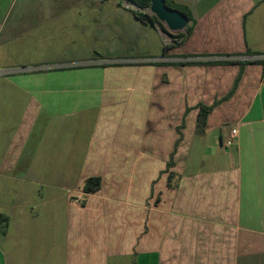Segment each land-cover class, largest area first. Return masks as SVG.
Instances as JSON below:
<instances>
[{
    "label": "crops",
    "instance_id": "obj_1",
    "mask_svg": "<svg viewBox=\"0 0 264 264\" xmlns=\"http://www.w3.org/2000/svg\"><path fill=\"white\" fill-rule=\"evenodd\" d=\"M87 1L0 0V264H264V0H174L184 40Z\"/></svg>",
    "mask_w": 264,
    "mask_h": 264
},
{
    "label": "trees",
    "instance_id": "obj_2",
    "mask_svg": "<svg viewBox=\"0 0 264 264\" xmlns=\"http://www.w3.org/2000/svg\"><path fill=\"white\" fill-rule=\"evenodd\" d=\"M131 2V4H133L134 6H136L138 9L142 10H137V9H130L132 11V13L134 14V16L139 19L141 22H143L144 24H148L151 26H155L156 24H159V22L157 21V19L150 15L149 13H146L145 10L149 9L150 7V3L151 0H129ZM166 5L171 8V9H175L180 11L181 13H183L186 17H188V19L190 21L193 22V14L191 12V10L185 6V5H181L176 3L174 0H165ZM193 31V26H188L185 29V33L181 34L179 33L178 38L179 39H186L188 36L191 35ZM182 42V40H181ZM181 42L176 41L175 44H180ZM174 45H164L163 46V52L165 53L166 50L172 48ZM247 55H253L256 56L258 55L256 52H252V51H247L246 52ZM252 62H238L237 64H240L242 66H244L245 64H249ZM253 63H261L264 65V60H257L254 61ZM241 72L239 73V75L237 76L234 86L232 88V90L229 92V94L221 99H217L215 100V102L212 105H205V104H198L195 109L198 110V119H197V126H196V133L201 135L205 132L206 127H207V119L209 114L212 112V110L217 107L218 105L222 104L223 102L228 101L232 95L234 94L235 89L237 88L240 80H241ZM174 166V161H173V155L171 156L170 162L167 164V170L169 171V169L171 167ZM174 174L170 173L169 177H173ZM102 185V179L100 177H90L88 179H86L85 181V185H84V193L85 194H90L93 192H96L98 190H100ZM9 224V218L8 216L0 213V225L3 226H7Z\"/></svg>",
    "mask_w": 264,
    "mask_h": 264
},
{
    "label": "rangeland",
    "instance_id": "obj_3",
    "mask_svg": "<svg viewBox=\"0 0 264 264\" xmlns=\"http://www.w3.org/2000/svg\"><path fill=\"white\" fill-rule=\"evenodd\" d=\"M100 2H101V0H100ZM102 3L103 4L99 5L98 0H92L91 2L87 1L84 4L82 9H83V11H115L116 8H118L119 11H130V9H136L133 6L127 5L126 0H111L108 3L107 2H102ZM137 10H140V9H137ZM140 11H142V10H140ZM112 25H113V23L110 22L109 27L111 28ZM159 25L162 26V29L164 30L163 24L159 22ZM156 30H157V34H156L157 36L154 37L155 34L154 33L152 34V32H151L150 37H151V40L153 42H155V46H156L155 48L158 49L160 47L161 48L160 52H161V50L163 51V46L165 45V40L162 36V33L159 31V29L157 28ZM151 45L152 44H150L149 46H151ZM149 46H147L146 42L141 41V43H139L137 48H138V50L143 51L144 49H146ZM153 46H154V44H153ZM128 48L129 47H127V50L129 51ZM14 68L18 69V67L4 66L2 71L8 72ZM26 68H30V67H26ZM5 74H7V73H5ZM8 74H10V73H8ZM5 117H6L5 115H0V134L2 133L1 136L4 139L10 135V133L12 132V128H13L14 123L17 122L16 117H12L9 120V123L7 124V122L4 121Z\"/></svg>",
    "mask_w": 264,
    "mask_h": 264
},
{
    "label": "water",
    "instance_id": "obj_4",
    "mask_svg": "<svg viewBox=\"0 0 264 264\" xmlns=\"http://www.w3.org/2000/svg\"><path fill=\"white\" fill-rule=\"evenodd\" d=\"M150 15L162 23L167 34H178L184 32L191 24L188 17L178 10L171 9L165 0H151L149 7Z\"/></svg>",
    "mask_w": 264,
    "mask_h": 264
},
{
    "label": "built area",
    "instance_id": "obj_5",
    "mask_svg": "<svg viewBox=\"0 0 264 264\" xmlns=\"http://www.w3.org/2000/svg\"><path fill=\"white\" fill-rule=\"evenodd\" d=\"M126 4L129 5V6H133L136 9H138L136 6H134L133 4H131V2L129 0H126ZM145 12L150 14L149 9H146ZM236 134H237V131L236 130H233L232 131V137L236 136Z\"/></svg>",
    "mask_w": 264,
    "mask_h": 264
}]
</instances>
